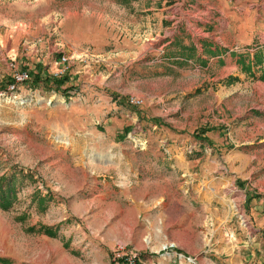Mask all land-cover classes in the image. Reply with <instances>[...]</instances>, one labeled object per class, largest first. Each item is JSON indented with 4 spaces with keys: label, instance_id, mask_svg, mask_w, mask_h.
<instances>
[{
    "label": "rangeland",
    "instance_id": "rangeland-1",
    "mask_svg": "<svg viewBox=\"0 0 264 264\" xmlns=\"http://www.w3.org/2000/svg\"><path fill=\"white\" fill-rule=\"evenodd\" d=\"M260 35L264 0H0V175H30L0 209V264H49L52 248L69 253L64 264H264V239H246V192L264 198V80L200 57L208 43L252 48ZM61 54L66 69L54 74ZM10 62L29 75L12 90ZM38 67L67 81L33 86ZM228 76L237 79L221 83ZM84 78L96 95L75 85ZM144 105L159 116L138 117ZM202 126L213 127L210 144L193 137ZM229 154L242 157L245 186L229 182ZM146 156L184 164L176 173L185 193L214 181L221 201L192 253L156 213L131 218L118 168ZM217 229L224 239H212Z\"/></svg>",
    "mask_w": 264,
    "mask_h": 264
},
{
    "label": "crops",
    "instance_id": "crops-1",
    "mask_svg": "<svg viewBox=\"0 0 264 264\" xmlns=\"http://www.w3.org/2000/svg\"><path fill=\"white\" fill-rule=\"evenodd\" d=\"M208 44V46L203 47V50H208V56L200 54V57L206 58L210 63L222 64L223 68H231L232 71L249 69L251 72H242L257 80H264V36L260 35L258 42L252 48L239 47L231 50L221 43L211 42ZM253 53L256 54L258 59L252 58ZM75 85L77 87L82 86V92H89L90 95H96V91L100 90L94 88L97 87V84L91 82L90 79L84 78ZM112 100L117 107L120 106L117 95ZM144 107H147L149 112L141 111L138 117L159 116L157 112H153V107L146 105ZM146 124L150 125L149 122ZM142 159L143 163H137L138 166L136 167L128 159H125L124 166L118 168L119 174L116 181L119 188H126V197L129 198L128 202H130L131 218L135 209H147L151 211L149 212L150 214L156 213L160 229L169 228L171 230L170 236L176 246L186 253L194 252L196 248L190 244L193 239H204L205 218L206 216L214 218L216 214L214 202L221 201L220 198L215 200L213 179L209 178L205 181L206 183L209 182V188L199 187L195 183L191 184L185 193L182 181L176 173L177 166L183 167L185 166L184 164L176 161L175 168H170L169 163L163 157L146 156ZM132 160L130 159V161ZM241 160V156H231L229 154L225 162L229 168V177H231L229 182L236 183L242 187L246 184L245 176L241 174V166L235 163V161L241 162ZM227 179L228 177L221 182L226 184ZM246 193L249 201L247 212L251 218L250 226L252 232L246 239H264V198L262 196H254L249 191ZM237 233H239V235H236L237 239H244L241 238L244 234ZM222 234L221 230L217 229L212 239H224ZM49 240H52L53 246L57 249H60L64 242L69 243V239ZM105 241L107 240L105 239ZM110 241L111 239L107 242ZM68 254L62 251L53 252V248L49 249V264L67 263L69 261ZM25 262L27 264H43L41 261L33 260ZM105 263L108 264L107 260H105Z\"/></svg>",
    "mask_w": 264,
    "mask_h": 264
},
{
    "label": "trees",
    "instance_id": "trees-1",
    "mask_svg": "<svg viewBox=\"0 0 264 264\" xmlns=\"http://www.w3.org/2000/svg\"><path fill=\"white\" fill-rule=\"evenodd\" d=\"M253 59H258L256 54L253 53ZM241 71L251 72L249 69H245ZM252 75V74H251ZM67 75H60L57 77L49 76L48 74H41V68L38 67L36 72L32 74V79L30 84L33 86L42 84L43 86L53 85L55 89H60V85L67 81ZM237 78L233 76H228L227 78L223 79L221 83L229 84L235 81ZM66 89V88H65ZM115 96H112L114 99ZM120 103V102H119ZM152 121H157L156 118H152ZM126 130V127L124 128ZM213 129L212 126H202L198 129L194 130L193 137L199 141H203L207 144H210L207 137L204 135L205 132L210 131ZM29 173L23 172L21 169H17L16 167H12L10 172L2 173L0 175V209L7 210L11 207L13 202L15 201V194L18 187L21 186L24 179L29 178ZM36 203L40 206L45 203V198L37 197L35 199ZM43 207V206H42ZM28 230H32V227H27ZM46 232L49 233V227L45 228Z\"/></svg>",
    "mask_w": 264,
    "mask_h": 264
},
{
    "label": "built area",
    "instance_id": "built-area-1",
    "mask_svg": "<svg viewBox=\"0 0 264 264\" xmlns=\"http://www.w3.org/2000/svg\"><path fill=\"white\" fill-rule=\"evenodd\" d=\"M79 55H75L73 58H79ZM67 62V56H65L64 54L59 55L55 60L54 63L57 64V70L56 72H54V74H61L65 71L66 69V64ZM9 67L11 70V74H10V81L7 84V89H14L19 83L25 82L28 80L29 75L28 72L26 70H22L16 67V65L12 62L9 63ZM130 101L131 98H130ZM138 102V100H136ZM229 235L232 236V233L229 232ZM117 255V253H116Z\"/></svg>",
    "mask_w": 264,
    "mask_h": 264
}]
</instances>
